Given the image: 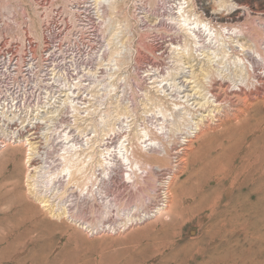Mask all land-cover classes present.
<instances>
[{
	"label": "rangeland",
	"instance_id": "obj_1",
	"mask_svg": "<svg viewBox=\"0 0 264 264\" xmlns=\"http://www.w3.org/2000/svg\"><path fill=\"white\" fill-rule=\"evenodd\" d=\"M150 1L154 9L161 6ZM192 1L202 17L216 18L218 23L211 19L216 28H241L244 34H234L232 40L249 47L255 43L264 57V0H232L241 5L234 13L214 0ZM128 4L129 0H120L114 5L112 18L126 21L124 46L130 52L120 66L124 79L117 85L127 89L137 119L149 81L145 70H168L170 44L182 36L167 20L166 25L139 27ZM237 13L240 21L229 19ZM39 30L38 0H0V37L39 41ZM249 52L259 62L255 77L247 86L216 77L209 87L215 94L214 106L199 108L194 115L198 130L161 140L156 156L162 161L142 156L150 166L138 171L135 184L115 168L113 181L102 175L105 182L101 180L93 194L80 191L81 179L67 185L62 199L70 211L65 215L44 206L62 199L52 197L44 204L47 197L28 185L23 143H8L0 150V264H264V59ZM236 77L231 68L230 79ZM67 117L61 112L57 121L66 123ZM27 125L30 129L23 135L29 133L35 140L32 135L37 136L41 127L31 133L34 125ZM49 140H43L47 158L56 164L55 143ZM33 160L30 164L38 165ZM150 167L157 171L156 178L150 176ZM94 189L120 203L140 201L143 195L144 207H149L140 213L143 217L126 220L114 205L111 213L99 208L101 196ZM162 205L166 211L160 214L156 210Z\"/></svg>",
	"mask_w": 264,
	"mask_h": 264
},
{
	"label": "bare ground",
	"instance_id": "obj_2",
	"mask_svg": "<svg viewBox=\"0 0 264 264\" xmlns=\"http://www.w3.org/2000/svg\"><path fill=\"white\" fill-rule=\"evenodd\" d=\"M119 1L111 0V3H114L108 5L107 17H104L106 14L102 16L101 31L105 33L107 53L98 59L93 68L86 71L91 78L87 85L81 78L60 84L51 98L27 109L24 117L8 110L0 111V138H8L10 144L12 141L23 143L26 150L25 162L28 165V185H32L38 193L44 194V198L47 197L44 204L52 197L62 199L66 193L65 187L73 182L77 183L79 179L82 181L78 186L81 192L84 189L90 193L94 192L92 189L95 186L98 189L101 180L105 182L103 177L112 180L115 173L111 174L115 168L125 172L127 181L135 184L138 171L145 170L144 165L150 164L142 156H153L154 160L162 161L156 156L159 151L156 148L161 140L170 138L171 134L176 132L184 131L190 135L199 129V121L194 115L199 108L208 109L214 106L215 94L209 87L213 86L212 82L216 77L225 82L232 81L237 86L244 83L247 86V82L255 77L254 68L259 63L249 51H254L260 59H264L260 47L255 43L254 47H249L243 42L232 40L234 34L243 33L241 28L229 29L226 25L216 28L212 23L213 19L202 17L191 0H162L164 10L165 5H169L168 12L165 16L162 15L165 25L166 20L173 24L182 39L170 44L171 65L168 70L163 73L153 68L145 70L149 81L142 91V99L140 98L138 121L134 107L127 97V89H120L117 85L124 79L119 72L120 66L125 56L130 54L128 48L129 53L124 52H127L123 35L126 21H112L116 11L114 5ZM214 1L219 6L229 7L231 13L241 8L239 3H233L232 0L225 3L222 0ZM150 2L149 0L150 6L153 5ZM157 2L158 0L155 1ZM229 17L232 21H240L238 13ZM153 18L158 20L159 14ZM153 18L150 20L157 21ZM39 34L41 39L40 30ZM231 68H234L237 74L233 80L230 79ZM61 112L67 113L70 120L60 123L59 128L55 124ZM11 122L19 124L18 132L12 129ZM27 123L34 125L32 129L36 128L35 123L42 124L39 138H44V141L58 134L55 140L56 144L59 145L60 142L61 146L55 155L58 162L54 164L52 161L54 166L48 161L47 152H40L37 141L33 140L29 133H20L22 128H27ZM2 149L4 148H0ZM162 157L166 158L167 153ZM32 159H37L38 165L30 164ZM148 172L151 177L156 178L158 175L151 167ZM97 193L101 196V203H96L99 208L108 213L114 205L118 214L122 213L126 220L136 216L143 217L140 213H146L149 207H144L143 195L140 201L137 199L133 203H120L116 198L113 201L109 199L106 192L104 195H101L102 192ZM95 200L97 201L96 197ZM66 201L62 199L55 204L43 205L53 214L65 215L70 211V204L67 205ZM156 211L163 214L166 205L157 207Z\"/></svg>",
	"mask_w": 264,
	"mask_h": 264
},
{
	"label": "built area",
	"instance_id": "obj_3",
	"mask_svg": "<svg viewBox=\"0 0 264 264\" xmlns=\"http://www.w3.org/2000/svg\"><path fill=\"white\" fill-rule=\"evenodd\" d=\"M38 3L39 41L29 36L21 41L0 37V111L8 110L21 117L27 109L51 98L64 82L81 78L87 85L91 78L86 71L106 54L102 16L107 13L111 0H38ZM162 3L159 0L161 6L154 9L148 0H129L128 7L134 22L142 28L165 24L162 15L165 16L166 10ZM158 14L157 21L150 20ZM57 120L56 125L61 128ZM69 120L67 117L66 122ZM35 124L31 133L42 126ZM17 125L11 124L16 132ZM26 129L20 133L25 134ZM32 136L40 140V148L45 151L44 138L39 139V134L36 136L35 133ZM57 138L58 134L51 136L55 153L59 149ZM8 143V138H0V148H5Z\"/></svg>",
	"mask_w": 264,
	"mask_h": 264
}]
</instances>
